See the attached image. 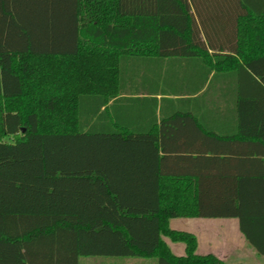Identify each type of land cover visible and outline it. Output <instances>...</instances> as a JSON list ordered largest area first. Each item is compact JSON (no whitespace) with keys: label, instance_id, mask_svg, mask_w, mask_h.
Listing matches in <instances>:
<instances>
[{"label":"trees","instance_id":"trees-1","mask_svg":"<svg viewBox=\"0 0 264 264\" xmlns=\"http://www.w3.org/2000/svg\"><path fill=\"white\" fill-rule=\"evenodd\" d=\"M29 2L0 0V264H227L197 255L194 235L169 228L178 218L238 219L264 257L259 154L243 178L192 180L170 169L183 156L166 131L240 59L239 85L253 86L240 125L260 145L264 0H55L53 11H20Z\"/></svg>","mask_w":264,"mask_h":264},{"label":"crops","instance_id":"crops-1","mask_svg":"<svg viewBox=\"0 0 264 264\" xmlns=\"http://www.w3.org/2000/svg\"><path fill=\"white\" fill-rule=\"evenodd\" d=\"M237 62L225 69L220 67L217 73L227 78H218L204 101L198 100L201 93L188 97V101L180 105L188 114L179 115L175 118L174 124L166 128L171 136V138L167 137L168 146L172 151H177L178 156H183L178 164L170 169L179 171L182 174L181 177L195 180L198 176L206 178L221 173L229 178H243L249 175L251 169L256 168H252L250 157L252 153L259 154L256 169L264 172L262 162L264 161V138H253L258 140L260 145L251 148L252 137L244 132L240 125L239 107L251 103L252 100L248 98L253 86L249 80L239 85L237 74H244V70L238 65L244 66V64L240 59ZM243 79L242 77L241 81ZM184 98L182 97L181 100H185ZM260 104L264 107V100L261 99ZM258 121L264 122V115L259 117ZM169 228L194 235L197 240L196 254L201 256L214 255L223 259V255L216 253V235L219 233V228L237 234L241 241L248 242L240 231L239 220L235 218L171 219ZM165 242L171 250L170 244L182 245L168 240ZM176 247L180 252L174 255L182 256L184 246L182 245V249L179 246Z\"/></svg>","mask_w":264,"mask_h":264},{"label":"rangeland","instance_id":"rangeland-1","mask_svg":"<svg viewBox=\"0 0 264 264\" xmlns=\"http://www.w3.org/2000/svg\"><path fill=\"white\" fill-rule=\"evenodd\" d=\"M39 1L43 3V7L41 9H37L39 8V5L37 4ZM36 2L31 0V2L26 3L24 8H21L20 11L49 12L53 11V8L57 7L54 5L55 0H36ZM14 3L17 7L18 4H20L19 0H14ZM17 7L13 9H17ZM218 232V235H216V253L220 254V256H224H222V261L226 262L227 264H264V257L259 256L255 249L248 242L241 241L239 235L232 232H226L225 230H222V228H219ZM170 246L173 250H171L173 254H178V252H180L176 246H179L182 249V245L170 244ZM109 260L110 258H81L79 264H156L155 259L117 258V261Z\"/></svg>","mask_w":264,"mask_h":264}]
</instances>
